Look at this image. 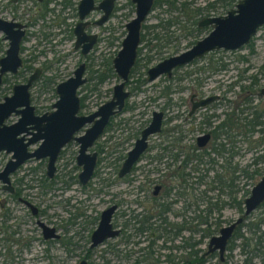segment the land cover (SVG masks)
<instances>
[{"label": "rangeland", "instance_id": "1", "mask_svg": "<svg viewBox=\"0 0 264 264\" xmlns=\"http://www.w3.org/2000/svg\"><path fill=\"white\" fill-rule=\"evenodd\" d=\"M30 1L23 0L21 3L24 12L20 16L19 21L22 23L33 19V6ZM212 1H214L213 7L207 8V2ZM184 2L187 5L185 13L178 9L181 8V4ZM1 3L3 4L4 2L2 1ZM235 3L231 6H225L223 2L218 0H154L151 10L141 23L135 63L131 67L128 79L124 82V89L128 91V96L124 100L122 109L110 118L103 134L88 149L89 151L102 149L100 156H105L109 151L112 153L99 163L101 164L100 166L104 165L101 170L98 168V172H100L99 178L111 177V174H104L103 171L113 170V167L120 162L118 160L111 162L112 155L115 157L124 155L125 151L131 147V135L136 133L148 121L153 110L163 113L162 128L172 127L176 130L193 128L194 130L187 132L184 140L185 144L191 146L194 137L201 131H196L195 129L198 126V118L203 112L206 114L212 112L216 115L212 125L217 124L226 114L236 122L235 125H240L250 118L252 110L261 112L264 110V96L259 93V90L264 88V25L259 27L250 41L239 49H219L208 52L191 63L175 68L169 79L159 76L150 82L143 80L146 68L165 57L185 50L210 31L209 26L197 28L195 23L200 18L223 15ZM52 5L49 3L47 7L51 8ZM116 5H119L118 9L104 23V28L107 29H101V27H97L94 24L88 25L87 32L97 33L100 39L90 52L84 56L78 50H73L72 48L74 38L70 34V28L76 21L75 11L72 8H70L69 16L64 19L65 24L53 25L55 10L52 13H46L42 19H35L33 25L26 29L28 34L21 45L22 49L19 56L23 62L22 66L15 74L3 76L4 81L0 86V101L3 96L10 95L13 84L25 82V79L33 69L38 68L40 70L39 75L29 88L30 104L34 106L37 112L48 111L50 110V105L56 99L53 93V85L70 76L72 70L80 62L85 63L84 76L86 81L77 91L80 104L79 113L86 115L108 100L112 95V86L119 79L114 73L108 72L107 67L110 65L111 58L120 48V42L125 34L124 25L131 19L134 12L133 4H130L129 0H117ZM6 12L10 13L9 8H7ZM6 12L2 15L7 16ZM97 17V13L93 12L88 16L87 20L92 21ZM166 21H173V23L166 25L164 23ZM175 21L177 23H174ZM158 23H162L161 26L165 27L161 28V30L160 28H155L154 26ZM42 32L48 33L46 39L41 37ZM153 34H157L159 39H154ZM101 75L104 77L98 82L97 76ZM197 81L200 84L196 86ZM166 86L168 89L165 88ZM182 87L186 89L182 91ZM191 87L198 89V92L204 96L219 95V100L215 101L212 106L199 110L193 117L195 119L186 120L184 119V112L187 105L183 106L181 101L184 102ZM166 90H168L167 95L160 93ZM166 98L170 99L171 104L169 106L165 105ZM16 119L17 116L10 115L7 122H14ZM258 121L260 123L253 128L250 135L246 133L248 136L245 137L239 135L231 136L232 140H234V150H236V154L232 158L233 161L245 164L257 155H264V114ZM242 128L245 129L244 127ZM234 133L232 130L231 135ZM150 140L152 144H155L159 137H151ZM209 147L207 146L206 148L209 149ZM158 152L159 149L151 148L145 158H142L136 164V169L132 172V175L128 174L121 180L117 179L116 184L110 187V193L116 196L115 200L118 198L120 202L122 200L127 201L126 204H122L119 207V210L127 212L128 209H136L133 198L135 193H137V187L144 182L146 175L151 179L155 178L157 173L152 168L159 166L160 162L163 161L154 162L152 160L149 164L147 156H154ZM165 156L169 158L167 154ZM208 157H212L216 162L213 166L214 169H208L205 172L204 168H206V165H198V172H189V169L184 170L188 172L187 187L183 195L173 203L172 212L165 215L167 221L179 222L182 216L190 220L188 218L197 213V209H201L204 205L198 198L200 194L207 200H213L216 196L217 190L214 189L216 186L212 189L209 181L214 171L220 172L218 165L221 160L213 153ZM6 158L8 156L0 153V168ZM176 164L177 162H173L172 165L168 166L167 172L172 170ZM31 166H33L32 162L25 164L21 173H24L25 169ZM255 167L261 170L264 168V162H260L256 166H250L249 170ZM204 172L207 177L203 178L202 182L197 183V176ZM263 174L264 172L247 181L244 177L238 176V179L234 182V185L239 190L238 194L241 195L243 190L250 188ZM212 185L214 186V184ZM91 187L95 188L96 185H91ZM62 196H66V194L63 193ZM62 196L61 199L63 198ZM58 200L60 199L55 197L52 202H57ZM129 201H131L130 204H128ZM92 202L95 204L97 201L93 198ZM185 206L188 207L185 208ZM97 209L98 207L94 210ZM55 210V212H58L57 209ZM237 215L238 211L234 207L229 206L224 207L218 215L217 213L213 214L215 218L220 217L223 221L222 224L236 218ZM61 216H65V214ZM259 218L262 220V228L264 229L263 208H257L248 216L249 220H258ZM123 220L122 217L114 219V224L116 226L119 222L122 224ZM126 227L124 232L126 234L131 232V236L128 239L124 240V236H120L107 240L104 244L99 245L88 253V262L90 264H134V261L138 260L142 261L141 263L143 264L177 263V256H180L179 249L175 247L179 245L180 240L178 237L171 240L167 239L165 243L163 241L164 237H158L148 247L150 237L145 238L144 235L133 234L132 221L131 229L129 225ZM74 231L75 229H73ZM80 242L83 249L86 248L87 243H84L83 239ZM80 249L81 247L73 250L72 256L66 260L63 259V255L55 250L54 254L56 257L48 260V263L78 264L81 256H83V250L81 251ZM149 250L152 251V254H147ZM167 254L173 259V262L169 263L165 260ZM145 256L146 259L144 260ZM153 259H156L157 262H153ZM31 263L33 264L34 262H25L23 264ZM48 263L47 261L39 260L38 263L34 264Z\"/></svg>", "mask_w": 264, "mask_h": 264}, {"label": "flooded vegetation", "instance_id": "2", "mask_svg": "<svg viewBox=\"0 0 264 264\" xmlns=\"http://www.w3.org/2000/svg\"><path fill=\"white\" fill-rule=\"evenodd\" d=\"M2 1L4 2L3 4L1 3ZM22 1L23 0H0V19L7 22L20 24L24 31V36L19 44L18 56L20 55V51L22 49L21 45L23 43V40L28 34L26 29L29 26L33 25L35 19H42L46 13H52L55 10L56 13L53 14V25L58 26L59 24L64 23V19L69 16L71 10L70 8L75 11L74 13L76 16V21L70 28V34H72L74 38L72 45L73 50H78L81 54L80 45L77 48H74L75 34L73 33V29L77 22H85L82 28V31L85 35H95V40L90 49L87 51V53L81 54L82 56L87 55L100 39V36L97 33L87 32L88 25L94 24L97 27H101V29H107L104 28V23L111 18V16L119 6L116 5L117 0H114L107 18L102 23L97 24V21L103 15V10L91 9L82 20H79L78 4L80 0H31L30 2L33 6V19L31 21L22 23L21 21H19L20 16H22L24 12L21 5ZM99 1L101 0H92L93 6H96ZM49 3L53 4L51 8L47 7ZM129 3L133 4L131 0H129ZM7 8H9L10 13L6 12ZM5 12L7 13V16L2 15ZM93 12H96L98 17L92 21L87 20L88 16ZM15 29L16 27H13V30ZM42 33L43 34H41V37L43 39H46L48 33ZM8 43L9 40L5 37V34L0 31V58L4 56L5 50L8 48ZM19 58L21 59L20 56ZM111 60L109 66L111 67V72L114 73L111 65ZM22 63L23 62L21 59V65L17 68L16 72L22 66ZM80 63L84 64L82 78H84L86 81V78L84 76L85 63ZM78 65L79 64H77L76 67ZM75 68L72 70L70 76L73 75V71L75 70ZM175 68L171 70V74L169 77H167L165 74L158 75L157 77L164 76L165 78L169 79L172 75V71ZM36 69L38 70V73L37 76L31 81V84L38 77L40 70L38 68H34L33 71L28 75L30 76ZM15 73H10L8 71L4 72L1 76L0 86L4 81V75ZM157 77H155L154 79H156ZM143 80L145 82H150L145 80V75ZM85 81L81 85H83ZM58 83L59 82L53 85V93L55 94L56 99L57 94L55 92V87ZM31 84L29 88L31 87ZM199 84L200 82L197 81L196 86ZM81 85L76 88V95L78 97V100L79 96L77 91ZM165 88L168 89L167 86ZM181 89L183 91L186 88L182 87ZM160 93L162 95H167L168 90ZM211 96H214L215 98L209 100L204 106L194 107V105L197 104L201 99H205ZM217 100H219V95L212 94L204 96L200 94V92H198V89L191 87L188 91L186 99H184V102L181 101L183 103V106H185V104L187 105L184 112V119H195L193 117L199 110L212 106L213 103ZM52 104L50 105V110L40 112L35 111V108L33 106V112L35 115L52 112L54 110ZM170 104V99L166 98L165 105L169 106ZM79 109L80 104L78 111L75 114L77 116H86L91 113L90 112L86 115L80 114ZM113 115L109 117V120ZM15 116H17L18 118V115ZM163 116L164 115L162 113L159 130L146 136L145 148L138 155L136 161L131 165L130 170L124 175L119 176L118 172L128 150L125 151L123 156L115 157L112 155L111 162H115V160H118L120 162L119 164L115 165V167H113V170L110 169V171H103L104 174H111L110 178H99L98 175L100 174V172H98V168L101 170L104 165L100 166L101 164L99 163L101 161H104L106 157H109L112 153L109 151L105 156H100V152L103 151L102 149L99 148L96 149V151L88 150L93 146L96 139L103 134L109 122L108 120L103 131L92 141L90 146L85 148L83 153L79 152L81 142L77 141V138L81 137L85 133V130L91 125V123H85L76 131H74L71 135V138L58 148L52 164L53 169L50 173L47 172L48 155H39L38 158L29 157L25 159L13 171L8 173L7 183L0 180V264H23L25 262L38 263L39 260L47 261L48 263V260L56 257V255L54 254L55 250L63 255V259L66 260L67 258H70L72 256L73 250H77L80 247V250H83V256H81L80 261L83 260L85 264H90L88 262V253L94 248L104 244L109 239L124 236V240H126L131 236V232L129 234H126L124 232L127 228V225H129L131 229V221L133 224V234L144 235L145 238L149 237L147 231H142L140 229L137 230V227H140L143 219L148 220L149 222L151 221L152 218L150 215L153 211L152 207L157 206L158 204H169L170 208L172 209L173 203L178 198H180V196H182L179 195L178 191L174 188L175 182L173 183V175H175V168H180L183 163H186L187 166H189L190 164H195L197 162V159L199 158L200 151H206V149H208L206 147L211 146V144H214L215 142H227V144L224 145V148H229L228 142L230 140V133L228 131H225L227 135L221 133L219 136H217L218 129L216 130V124L212 125L214 119L216 118V115L212 112L209 114L203 112L200 115V118H198V126L195 130L201 131L194 137L192 146L189 144H185L184 140L187 132L194 129L188 128L186 130H176L172 127L166 129L162 128ZM8 118H6L3 122L6 125L12 123L7 122ZM150 119L151 114L148 121L143 124L136 133L131 135L130 148L133 147L135 140L140 137L141 130L147 126ZM205 134H207L205 141L197 139L198 136H203ZM26 137H30V135H27ZM151 137H159V140L156 141L157 143L152 144L150 140ZM41 140L42 139H38L36 142L29 145L27 147V150L29 152H32L37 149ZM151 148L159 149V152L158 154H155L156 156H147V158H149L147 160L148 163L150 164L152 160L154 162L163 160L162 162H160L161 167H159V165L152 168V170L157 173V176L151 179L148 177V175H146L147 177L145 178L144 182L137 187V193H135V197L133 198V202L134 204H136V209H128L127 212L125 210H119V207L122 204H126L127 201L122 200L120 202L118 198L115 200L114 198L116 196L113 195V193H110V187L116 184L117 179L121 180L128 174L132 175V172L136 169V164L142 158H145L146 154H148ZM0 153L8 156V158H6L5 162L0 168L1 172L6 163L11 158V152L6 153L4 150H1ZM91 153L95 154V164L92 169L91 175L85 181H82L79 177V173L82 170V162L85 160V156ZM165 154H167L169 158H166ZM218 157L222 161V157ZM81 160L83 161L81 162ZM30 162L33 163V166L26 168L25 172L21 173V171H23L24 165ZM78 162H81V164H78ZM173 162H177V164L173 167L172 170L167 172L168 166L172 165ZM247 180L249 179H246V181ZM254 184H252L250 188H246L245 190H243L241 195L238 194V190L236 196L237 199H240L241 201L239 208L237 206L228 205L229 207H234L238 211V215L236 216V218L231 219L224 224H222L223 221L220 219V217L214 218L215 220H210L207 223H199L198 220L193 221L191 224H184L182 220L178 222L179 233L177 237L180 241L179 245L175 247L176 249H179L180 256H177V264H264V229L262 228V220L260 218L258 220L248 219V216L257 208L264 209V201L261 202L248 214H244L243 201L249 195L250 189ZM91 185H96V187L92 188ZM214 189L217 190L216 195H218L220 189L218 187H215ZM24 191H26L27 193ZM223 191L226 192L227 190L224 189ZM63 193H65L66 196H62ZM221 195L222 194H220V196ZM61 196L63 197L62 199ZM55 197L59 198L60 200H58L57 202H52V199ZM93 198H95L97 201L95 204L92 202ZM99 203L101 205H97ZM130 203L131 201L128 202V204ZM192 205L194 206V204ZM109 206H114L110 214L109 222L112 228L117 229L118 232L115 236L108 237L101 241V243L90 247V235L98 225L101 212L107 209ZM97 207L98 209L94 210ZM187 207L188 206H185V208ZM55 209H57L58 212H55ZM200 210L201 209H197V213H194L191 217L195 216L197 218V214ZM62 214H65V216H61ZM119 217H122L124 220L122 224H120L119 222L116 226L114 224V219H117ZM239 217L241 218V220L236 222V219ZM231 224H233L232 228L229 232V236L225 240L222 250H220L218 246L215 247L213 244H208L210 237L218 235L220 228L229 226ZM206 225H208L209 228H206ZM189 226L191 227L192 232L188 230ZM73 229H75L74 232ZM83 234H85V236H83ZM82 239L84 243H87V246L84 249L82 244H80V241Z\"/></svg>", "mask_w": 264, "mask_h": 264}, {"label": "water", "instance_id": "3", "mask_svg": "<svg viewBox=\"0 0 264 264\" xmlns=\"http://www.w3.org/2000/svg\"><path fill=\"white\" fill-rule=\"evenodd\" d=\"M113 1L101 0L96 6H93L92 0H80L78 19L82 20L91 9H102L103 15L97 21V24L102 23L107 18ZM131 1L134 4V14L125 23V34L121 40L120 48L111 60L113 71L120 81L113 85L111 97L100 104L96 110L86 116L75 115L79 108L76 88L85 81L82 78L83 63H79L72 76L56 85L57 99L52 104L54 108L52 112L35 115L34 108L30 104L28 88L31 81L37 76V69L28 76L24 83L14 84L11 88V94L2 98L0 102V151L11 152V158L0 172L2 182L7 183V174L25 159L29 157L38 158L39 155H48L47 172L50 173L53 169L52 164L58 148L68 141L72 133L79 127L85 123H91L85 133L77 138V141L81 142L79 152L83 153L85 148L90 146L92 141L103 131L109 117L122 109L124 100L128 96V91L124 89V82L127 80L130 68L136 59L140 26L153 4V0ZM84 24L85 22L79 21L73 29L75 34L74 48L80 45L81 54L87 53L95 40L94 34L85 35L83 33ZM262 25H264V0H237L234 6L223 15L200 18L197 21V26H209L210 31L185 50L165 57L148 67L145 71V80L151 81L161 74L169 77L173 68L188 64L211 51L239 49L250 41ZM13 27H16V29L13 30ZM0 31L9 40L8 48L5 50L4 56L0 58L1 82V76L4 72L15 73L21 65L18 50L24 31L20 24L1 19ZM259 92L264 95V88H261ZM213 98L215 97L201 99L194 107L204 106ZM11 114L18 115V118L8 125L4 124V120ZM161 117V111H152L149 123L141 130L140 137L135 140L133 147L126 152L119 168V176L130 170L131 165L143 151L146 146V136L159 130ZM27 135H30V137H26ZM206 137L207 134L198 136L197 139L205 141ZM38 139H42L38 148L29 152L27 147ZM81 162H78V164H81ZM94 164L95 154L86 155L85 160L82 162V170L79 173L82 181H85L91 175ZM263 201L264 174L251 187L249 195L244 199V214H248ZM113 208L114 206H109L101 212L98 225L90 235V247L117 234L118 230L113 229L109 222ZM240 220L239 217L236 222ZM232 225L220 228L218 235L210 237L208 244L218 246L222 250ZM79 264H85V262L81 260Z\"/></svg>", "mask_w": 264, "mask_h": 264}, {"label": "trees", "instance_id": "4", "mask_svg": "<svg viewBox=\"0 0 264 264\" xmlns=\"http://www.w3.org/2000/svg\"><path fill=\"white\" fill-rule=\"evenodd\" d=\"M224 3L226 6L233 5L234 2L237 0H218ZM213 2H207L206 7L212 8ZM186 3L181 4V8H178L183 13H185L186 10ZM175 8V7H174ZM166 25L173 23V21H166L164 22ZM174 23H177L176 21ZM195 23V22H194ZM162 23H158L155 28H163L165 26H161ZM197 26V23H195ZM198 28V26H197ZM198 30V29H197ZM154 39H159L157 34H153ZM107 70L111 73V67L108 65ZM103 75L98 76V81L103 79ZM259 112V113H258ZM264 114V110H252L250 112V118L244 122V124L235 125L236 122L233 121V119H230L228 117V114L224 115L222 120L216 124V130L217 136H219L221 133L226 134L225 131H228L230 133L231 138L228 142L229 148H224V145L227 144V142H215L214 144H211L208 151L201 150L199 153V158L197 159V162L195 164H190L187 166L186 163H183V165L180 166V168H175L174 172L175 175H173L175 186L174 188L178 191L179 195H183L185 188L187 187L186 180L188 176V172H185V169H189V172H198L199 168L198 165H206V168H204V171L206 172L208 169L213 168L214 164L216 162L212 157H208L211 153H214L216 156H221L222 161L218 165L220 167V172L214 171L213 176L210 177V187L213 189V187H218L220 189V192L218 195H216L213 200H207L204 198L202 194L199 195V200L204 203L203 207L197 214V218L190 217L187 220L185 217L182 216L181 220L184 224H191L193 221L198 220L199 223H207L210 220H215L213 214L217 213V215L220 213L221 209L224 207L230 205V206H237L240 207L241 201L240 199H237V192L238 189L234 185L235 180L238 178V176H243L246 179H253L254 176L259 175L264 172V168L261 170L258 167L253 168L252 170H249L250 166H256L260 162H264V155L260 154L252 158V160L246 164H240L236 161H233L232 158L236 154V150H234L232 137H235V135L239 136H248L246 133H250L253 131V128L260 123L258 119ZM244 127L245 129H243ZM223 129V130H222ZM220 130V131H219ZM233 132L234 134L231 135ZM227 135V134H226ZM232 136V137H231ZM214 169V168H213ZM201 173L197 176V183L202 182L203 178L207 177L206 173ZM228 182V183H227ZM177 183V184H176ZM214 184V186L212 185ZM226 189L227 191L224 192L223 190ZM220 194H222L220 196ZM151 212V221L148 220H142V224H140V227H137V230L147 231L149 234V246L154 242L155 238L164 237L163 241L164 243L167 241V239H174L178 236L179 231V224L178 222H169L166 220V214L172 212V209L170 208L169 204H161L157 206L152 207ZM157 221H159L157 223ZM208 225H206V228ZM209 228V227H208ZM188 230L192 232L191 227L189 226ZM170 238H169V237ZM147 254H152V251L149 250ZM146 258V257H145ZM144 258V260H145ZM165 260L169 263L173 262V259L167 254L165 256ZM142 261L135 260L134 264H143ZM153 262H157V260L153 259ZM177 264V263H176Z\"/></svg>", "mask_w": 264, "mask_h": 264}]
</instances>
